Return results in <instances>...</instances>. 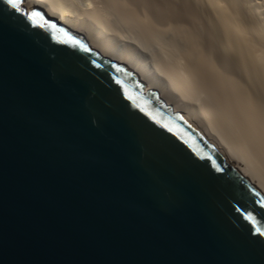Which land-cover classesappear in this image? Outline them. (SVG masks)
<instances>
[{
  "label": "water",
  "instance_id": "95a60500",
  "mask_svg": "<svg viewBox=\"0 0 264 264\" xmlns=\"http://www.w3.org/2000/svg\"><path fill=\"white\" fill-rule=\"evenodd\" d=\"M18 4L0 0V264H264L249 178L111 53Z\"/></svg>",
  "mask_w": 264,
  "mask_h": 264
},
{
  "label": "bare ground",
  "instance_id": "6f19581e",
  "mask_svg": "<svg viewBox=\"0 0 264 264\" xmlns=\"http://www.w3.org/2000/svg\"><path fill=\"white\" fill-rule=\"evenodd\" d=\"M126 65L264 194V0H22Z\"/></svg>",
  "mask_w": 264,
  "mask_h": 264
},
{
  "label": "snow or ice",
  "instance_id": "6c2138e0",
  "mask_svg": "<svg viewBox=\"0 0 264 264\" xmlns=\"http://www.w3.org/2000/svg\"><path fill=\"white\" fill-rule=\"evenodd\" d=\"M9 4H11L13 7H16L18 8L19 7V4H18V0H8ZM39 14L38 13H32L31 16L34 18V17H37ZM249 219H251V217H249ZM257 231H259V229H257Z\"/></svg>",
  "mask_w": 264,
  "mask_h": 264
}]
</instances>
